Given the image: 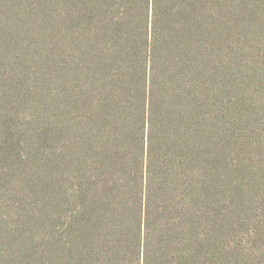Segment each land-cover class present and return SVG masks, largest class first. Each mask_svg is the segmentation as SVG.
<instances>
[{
    "label": "rangeland",
    "instance_id": "obj_1",
    "mask_svg": "<svg viewBox=\"0 0 264 264\" xmlns=\"http://www.w3.org/2000/svg\"><path fill=\"white\" fill-rule=\"evenodd\" d=\"M91 5L0 0V264H264V0L164 23L146 74L184 147L168 164L159 131L126 212L88 184L92 109L124 59Z\"/></svg>",
    "mask_w": 264,
    "mask_h": 264
},
{
    "label": "trees",
    "instance_id": "obj_2",
    "mask_svg": "<svg viewBox=\"0 0 264 264\" xmlns=\"http://www.w3.org/2000/svg\"><path fill=\"white\" fill-rule=\"evenodd\" d=\"M101 10L108 19V31L116 38L114 49L122 54L120 86L114 87L116 97L96 102L92 109L94 157L90 163L88 184L95 180L93 195L109 192L110 202L117 212H126L141 206L137 198L147 194L149 164L154 143L167 128L164 145L168 152L165 160L175 162V150L184 147V140L177 137V126L170 119L166 125L162 109L152 107L154 88L147 78L145 61L165 41V26L170 16L175 21H191V17H205L211 0H87ZM165 23V24H164ZM171 28V27H170ZM169 29V28H168ZM158 31V32H157ZM162 37V39H158ZM143 61V66L140 62ZM130 86L133 90L128 88ZM159 146V145H158ZM172 167V166H171ZM114 200H110L111 196ZM128 196L131 200L128 199ZM110 201V202H109ZM140 223V220H139Z\"/></svg>",
    "mask_w": 264,
    "mask_h": 264
}]
</instances>
